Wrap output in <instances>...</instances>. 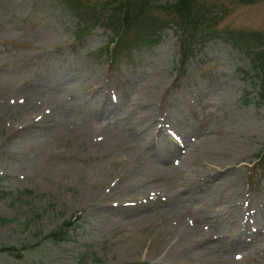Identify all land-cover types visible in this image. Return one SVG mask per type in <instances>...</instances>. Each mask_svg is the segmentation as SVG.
Returning a JSON list of instances; mask_svg holds the SVG:
<instances>
[{"label":"rangeland","instance_id":"obj_1","mask_svg":"<svg viewBox=\"0 0 264 264\" xmlns=\"http://www.w3.org/2000/svg\"><path fill=\"white\" fill-rule=\"evenodd\" d=\"M171 1L147 6L163 20ZM204 2L216 29L255 31L264 55V0ZM158 32L108 60L111 32L79 27L61 0H0V243L29 245L21 257L0 251V264H264L259 70L219 34L178 68L174 25ZM130 120L155 123L163 142L128 146ZM174 141L193 147L169 157L183 173H151L127 189L126 156L166 157ZM172 203L179 216L167 219ZM70 215L78 219L66 240L42 237ZM183 228L200 242L165 253V235Z\"/></svg>","mask_w":264,"mask_h":264},{"label":"trees","instance_id":"obj_2","mask_svg":"<svg viewBox=\"0 0 264 264\" xmlns=\"http://www.w3.org/2000/svg\"><path fill=\"white\" fill-rule=\"evenodd\" d=\"M78 21V26L92 28L95 25L105 27L111 32L105 45L108 60L127 46L147 44L159 36L158 30L169 22L174 25L177 36L178 68L189 58L204 37L222 35L233 47L248 56L254 68L259 70L258 96L264 98V55L260 48L256 32L243 29H216L218 19L212 15V9L204 0H174L162 5L167 17L157 18L156 12L147 6L152 0H61ZM160 4V3H159ZM157 5V4H155ZM158 12H162L159 11ZM134 34L130 35L131 30ZM257 164L264 165V147L257 153ZM78 216L70 215L59 225L42 237L58 243L69 237V230L76 224ZM29 247L21 243L18 246L1 244L0 251L21 257ZM119 264H148L145 261H132Z\"/></svg>","mask_w":264,"mask_h":264},{"label":"bare ground","instance_id":"obj_3","mask_svg":"<svg viewBox=\"0 0 264 264\" xmlns=\"http://www.w3.org/2000/svg\"><path fill=\"white\" fill-rule=\"evenodd\" d=\"M59 82V81H58ZM58 85V84H57ZM61 85V84H60ZM58 85V88L59 90H61V86ZM63 86V85H62ZM65 86V85H64ZM68 86V85H67ZM67 88V87H66ZM147 108H146V111H150L152 112V103L149 102L147 103ZM114 108V112L116 111V107H112ZM113 112V113H114ZM58 115H56V117H54V121L59 124L61 123L62 121H59L60 119H62V116L63 114H65V111L63 110H60L57 112ZM91 113V112H90ZM96 113H94L95 115ZM92 117V116H91ZM143 117V115L141 114L140 115V118ZM147 118V117H146ZM145 118V119H146ZM92 119V118H91ZM97 119V118H96ZM152 119V118H151ZM63 120V119H62ZM90 120V119H89ZM91 121V120H90ZM149 122V120H147ZM124 133H125V136H126V141L125 142L128 146L132 147V146H135V145H145V146H155L157 144H159L160 141L163 142V139L160 138V136L157 134V131H156V126H155V123L153 124V122H150V123H147V124H138V123H135L134 120L133 121H129L125 127H124ZM169 133V131L167 132V134ZM166 135V133H165ZM24 136V135H23ZM20 139H22V137H20ZM165 140V139H164ZM175 144H171V148H172V152L170 153H166V157H164V155H160V154H157V155H154V156H145L141 159L137 158V156L135 155H132V154H128L126 156V159L124 162H127V167L125 168L126 171L124 172V174H122V179H125L128 184L127 186V189L129 187H135V185L139 182V180L141 181H145V180H148L149 177H151V173L152 174H156L159 173L161 175H165V176H178L180 174L183 173L184 169H182L179 165H175L173 163H170L169 162V157L171 154H174V153H178L180 147H184L185 148V152H186V148H191L192 145L190 144V142H182V141H179V142H176L174 141ZM170 143V142H169ZM124 147H126L124 144H122ZM127 148V147H126ZM193 148V147H192ZM183 154V153H181ZM186 155V153H184ZM175 155V154H174ZM182 158V157H181ZM184 158V157H183ZM192 159V158H191ZM185 162V161H184ZM187 165V164H186ZM189 165V164H188ZM191 168V167H190ZM186 169V167H185ZM215 169L212 171L214 172ZM186 172H188L189 175H191V177H193L195 175V173H193L191 171V169L189 170H186ZM187 174V175H188ZM157 175V174H156ZM101 176H102V170L98 167L95 172H94V175L92 176L93 180L97 183L98 181L101 180ZM172 178V177H171ZM175 178V177H174ZM103 179V177H102ZM92 180V181H93ZM102 182V181H101ZM126 189V190H127ZM126 192V191H125ZM87 195V194H86ZM131 194L127 193L126 196H130ZM91 196V195H90ZM89 197V196H88ZM85 199V198H84ZM90 199V198H88ZM227 204L228 206L232 207V196L229 197V199L227 200ZM234 204V203H233ZM225 205V204H224ZM229 208V207H228ZM232 209V208H231ZM228 210V209H227ZM168 211H163V217L165 218H169L171 217V219L174 217H178V212H177V204L175 203H172L169 208H168ZM225 211V210H224ZM234 211V210H233ZM231 213V212H230ZM216 215H218L216 213ZM210 213L207 215V217H209V220L212 222H214V224L216 225L217 224V216ZM167 221V220H166ZM164 222V221H163ZM171 222V221H170ZM220 222V221H219ZM222 222V221H221ZM169 224V223H168ZM219 228V231H222V229H220L219 226H217ZM167 228V227H166ZM196 230V229H195ZM195 230L193 228H190V229H187L185 230V228H183L182 230H180V232L176 231V232H172L171 234H167L165 235V240H167L166 243H170V247L167 249V251L165 253H169V252H172L171 248L174 247L175 245H177V242L178 241H186L187 244L189 246H193L194 244H196V242H200L195 239L190 238L191 235H193L195 233ZM199 231V230H198ZM162 232V230H161ZM200 234V233H199ZM207 234V233H206ZM203 235V234H202ZM208 235V234H207ZM233 235V234H232ZM161 236V235H160ZM206 236V235H205ZM228 236V235H227ZM198 237V236H197ZM196 237V238H197ZM231 237V236H230ZM164 238V237H163ZM206 238V237H205ZM204 239V238H203ZM219 239V238H218ZM222 238H220L221 240ZM195 240V241H194ZM225 240V239H224ZM233 239H231V242ZM236 241V239H234ZM161 242V241H160ZM185 243V242H184ZM219 243V242H218ZM209 244V243H208ZM181 244H179L178 247H181L180 246ZM200 245V244H199ZM166 247V246H165ZM208 249H210L209 246H207ZM176 249V248H175ZM181 249V248H180ZM201 249V248H200ZM208 249L207 252H208ZM228 254V253H227ZM201 255V254H200ZM222 264V263H221Z\"/></svg>","mask_w":264,"mask_h":264}]
</instances>
